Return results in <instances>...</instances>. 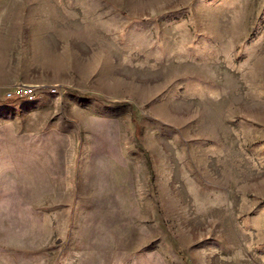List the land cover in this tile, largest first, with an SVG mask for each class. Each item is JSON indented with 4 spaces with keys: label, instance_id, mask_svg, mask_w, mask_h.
Wrapping results in <instances>:
<instances>
[{
    "label": "rangeland",
    "instance_id": "374dc122",
    "mask_svg": "<svg viewBox=\"0 0 264 264\" xmlns=\"http://www.w3.org/2000/svg\"><path fill=\"white\" fill-rule=\"evenodd\" d=\"M0 264H264V0H0Z\"/></svg>",
    "mask_w": 264,
    "mask_h": 264
},
{
    "label": "built area",
    "instance_id": "2783aa9c",
    "mask_svg": "<svg viewBox=\"0 0 264 264\" xmlns=\"http://www.w3.org/2000/svg\"><path fill=\"white\" fill-rule=\"evenodd\" d=\"M51 91H55L54 89H51ZM36 95V88L34 86H27V85H21V86H15L9 91L6 92L5 96L7 99H13V100H26L31 101L35 98Z\"/></svg>",
    "mask_w": 264,
    "mask_h": 264
}]
</instances>
